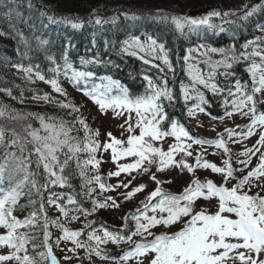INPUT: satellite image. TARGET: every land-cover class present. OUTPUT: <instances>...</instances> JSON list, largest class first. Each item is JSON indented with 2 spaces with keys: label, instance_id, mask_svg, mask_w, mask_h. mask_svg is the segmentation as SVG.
<instances>
[{
  "label": "snow or ice",
  "instance_id": "6c2138e0",
  "mask_svg": "<svg viewBox=\"0 0 264 264\" xmlns=\"http://www.w3.org/2000/svg\"><path fill=\"white\" fill-rule=\"evenodd\" d=\"M32 4L29 3V8ZM262 5H254L250 9L244 12V15L240 17L241 20H248L249 17L260 11ZM235 13H224V16L234 15ZM19 17V13H16ZM95 16L94 23L101 25L103 23L112 22L115 23L116 17L109 18L108 21L101 19L96 15L95 10L92 13ZM219 11H212L203 17L191 18V17H178L173 16L171 18L172 24L175 25L176 30L182 31L187 25L190 30H198L201 26L207 29H216L218 26L210 23V19L213 16H220ZM65 22H69L70 18H62ZM167 19V17H164ZM49 21H53V17H48ZM92 23L91 18L88 21ZM74 29H80L83 27L81 22H72L71 25ZM258 29L264 32V24L257 25ZM0 35H5L4 32H0ZM20 42L28 45V41L22 34H19ZM38 47L46 51V46L49 45V39H42L41 37H35ZM264 41V37H256L254 40H249L241 46L243 51L239 56L235 54V49H229L231 57L225 55V58L221 61L215 62L213 71L209 73L208 77L202 73L195 72L193 66L189 64L190 56H185V64L188 65L186 71L191 80L190 85L181 84L180 87V99L183 100L185 107L188 109L189 116H195L197 112L206 113L205 105H209V101L205 98L204 93L201 92L196 86L202 85L217 95L223 91L216 83L212 82L215 76V67L223 66L226 71L221 73L222 75L229 76L232 73L227 69L232 67L233 62L240 60L248 61L246 66V72L251 78V85L247 82H241L236 79L228 89V95L232 97L229 101L227 98L222 102V107L225 108V114L231 116L233 112H240L242 115L249 117L250 123L246 125L247 132L241 133V135L250 136L253 134L256 128H264V111H259L258 104H264V99L257 100L256 96L264 95V48L260 47V43ZM70 42L64 46L62 51L63 64H59L57 59L53 55H46V59L50 63L48 71L52 73L51 79H46L45 75L40 72L39 65L33 67L29 65L25 67L22 64L14 65L18 70H22L26 75L31 77L32 74L37 79L49 83L55 92L61 95H66L64 89L60 87L58 78L63 75L73 83L79 86L83 81L85 84L82 89L84 95L88 96L94 103L99 105L101 111H105L109 108L113 109L116 115H123L124 111H127L129 120L125 121L127 124V140L117 139L108 133L109 141L103 143L102 148L104 151L111 152V160L116 164L117 170L110 172V176L119 177L122 173L131 174L132 172L148 173L152 165L156 166L157 172H163L168 167H178L183 171L187 169L189 173L194 171V168L211 169L215 173L223 174L225 184L232 178L233 169L228 161H224L225 168L217 167L213 163H209L203 160L202 156L197 153L194 165L189 164L186 159H175L178 154H182L183 157H191L193 155L191 149L193 144L214 145L217 148H223L227 153L228 149L225 147V142L222 139L205 140L190 134V131L178 120L169 116L166 111L164 101L169 103L179 102L173 95V92L167 86L165 80L162 85H158L149 77L145 76L147 85L144 92L139 95L133 96L129 93V90L120 85L119 81L113 80L111 77H100L101 83H92V87L89 89L87 84L94 81L95 73L87 70H77L73 67V64L69 60ZM144 45L141 44L139 39L134 38L131 43L125 42V47L122 51L136 55L135 51L130 49L140 48L144 50ZM148 47L152 52L157 49L160 55L156 58L160 59L162 63L168 66L171 71V64L167 58V52L163 43H158L155 39H149ZM250 49V51H249ZM193 51L189 49V52ZM209 52H221L225 53L224 49H208ZM27 55V53H25ZM259 58L257 61L255 58ZM101 61L98 58L86 60L81 58V64H98ZM145 63L149 61L145 60ZM158 67L157 65H153ZM162 70V69H161ZM113 89L117 90V94L113 95ZM11 95V92L8 93ZM40 99V97H37ZM45 101H49L50 98L45 95L42 97ZM194 100L191 106H188V102ZM60 104L61 107L71 108L72 111L78 112V108L69 103H63L55 101ZM231 104L232 111H227L228 105ZM247 109V111H244ZM119 110V111H117ZM135 113L136 121L133 125L131 121V113ZM211 115V113H207ZM0 115H3V109L0 108ZM33 115V114H29ZM40 121V128H32L29 125L25 131L27 137L22 138L14 130L12 131V139L5 141V130L0 128V146L4 147V152L0 155V227L7 229L6 235H0V245H5L11 251L8 255H0V264L4 261H15L16 264H35L32 256L28 254L26 245L29 242V237L26 233H18L17 230L21 227H28L35 223V213L32 216L20 220L14 214V209L17 207L18 200L23 194V189L26 187L36 189L37 193L41 188H47L49 184L57 185L61 187L68 183V177L64 175L65 169L70 166L72 161H75L76 167L80 169V175L85 176L84 169L88 165H92L95 169L98 167L100 161L96 159V152L101 148L99 141L93 139L94 136L99 135L98 132L89 135V130L84 120L81 117H77L78 122L85 129L84 141L81 142L75 137L70 136V131L66 127L65 122H46L43 116L38 117ZM167 124V130L165 125ZM124 127V125H121ZM139 129V134H134V130ZM229 137H232L235 132L233 129H226ZM260 138L257 141V145L264 146V131L259 134ZM165 137H173L174 143L169 144L167 150H163L161 147H157L156 143L163 141ZM30 138V139H29ZM32 146V151L27 150V145ZM9 148L15 149L10 151ZM81 152L87 153V158L81 160L79 154ZM260 152L259 163L257 166L248 173L242 180L231 188L225 187L224 184L217 186L213 181L206 180L201 182L197 179H193L191 183L183 189L180 194H174L164 190L161 184L165 183L157 178L155 173L150 175L156 187L152 190L144 201H141L142 208L136 210L131 214V217L136 222L135 231L131 235L121 236L118 232L109 231L107 228H101L100 231L103 235H97L96 229H92L88 232V241L94 243L88 244L82 242L78 238L81 236L84 229L91 226L90 223L84 225V229L72 231L59 224L57 221H52L57 227H59L64 235L61 237L63 240H70L76 246L85 247L86 251H90L102 259L106 258L100 249L101 244H106L109 241L112 243H119L120 241L127 240L132 242V236H141L142 242H132L134 247L129 251L124 252L120 257V260L127 261L130 258L144 255L146 253H153V257L150 264H224V261L229 258V252L239 248H245L254 250L260 253L264 250V197L258 194L253 196L246 192H242L244 184L249 181L251 177H264V152H261L260 147L253 146L251 149H245L241 155L247 157L246 160L240 161L245 166L250 162L251 157ZM35 156V164L37 170L41 167L45 175V183L39 184L36 176L38 172H33L30 169V165L33 163L32 157ZM132 158L131 163H117L121 159ZM102 191H107L117 187L129 188L132 183L129 180L127 183H119L115 186L106 185L100 182V177H93ZM135 179V177H133ZM92 180H87V183H91ZM170 183L171 181H167ZM145 188V185L141 184L130 191L124 193L125 200L131 199L136 193L141 192ZM93 189L89 188L90 194ZM211 197H217L219 200L218 210L214 214H208L206 210L193 211V202L197 198L209 199ZM107 201H112L113 207H118L115 200L112 197H107L105 202H99L95 199L92 200V211L97 208L108 207ZM49 204H55L64 216L68 215V210L63 204L57 203L56 199H53L52 195L48 197ZM68 205H75L77 201L72 195L68 196ZM40 210L43 212L44 207L41 203ZM75 210L89 215L86 209L77 207ZM152 215H147L148 212ZM223 213L234 214L236 219H231ZM182 217L188 219L184 223V227L179 231L172 234L162 233L160 235H154L150 229L163 225L168 227L171 224L176 223ZM71 219H78L77 216H73ZM128 217H124L127 221ZM143 221V222H142ZM48 219L45 216L44 223V242L45 247L48 248L46 253H40L42 258H46L51 261V264H57L56 258L52 255L51 247L47 241L49 238V232L47 231ZM127 224L125 223V227ZM147 236H153L150 241L147 240ZM226 238H234L236 240H242L243 243H227ZM59 243V241H57ZM218 249H223L222 252L217 253ZM69 251H75V249H69ZM70 259V257H65ZM238 259L241 264H257L251 257H246L244 253H239ZM259 264H264V261H260Z\"/></svg>",
  "mask_w": 264,
  "mask_h": 264
},
{
  "label": "trees",
  "instance_id": "16d2710c",
  "mask_svg": "<svg viewBox=\"0 0 264 264\" xmlns=\"http://www.w3.org/2000/svg\"><path fill=\"white\" fill-rule=\"evenodd\" d=\"M24 1H36L35 6L42 12V19L49 22L48 17H53L51 24V30H64L69 33L71 38L66 41L62 40L59 34L50 38L49 45L46 46V51L38 47L37 42L33 39L31 34L25 36L28 41V45L20 42L18 35L12 33L9 29V24L1 16L5 12L0 8V32H4L5 35H0V63L8 68H15L14 65L22 64L25 67L32 65L35 67L39 65L40 72L45 75L46 79L52 78V73L48 71L51 66L46 59V55H53L57 59L59 64H63L62 51L64 46L70 42L69 60L73 64V67L77 70L93 71L95 73V79L87 84L90 89L93 82H98L100 76H108L112 79L119 81L120 85L127 88L129 93L133 96L142 94L147 85L145 76L152 79L158 85H162L167 81V86L173 92V95L179 102L168 104L164 101L165 108L169 116L173 119L185 124L183 114H186V108L182 99L178 94V87L181 86V78L186 76L185 72V56H191L192 53H197L204 57L207 62H210L206 55L209 57L221 56L225 58V55L231 57L229 49L234 48L235 54H240L243 49L241 46L249 40H254L259 36V29L257 25L264 24V1L263 0H207L205 6L218 5L222 8L224 13H235L234 15L218 16L216 20L211 19L210 23L217 25L216 29H207L201 26L198 30H190L186 25L182 31H178L175 25L172 24L171 18L174 14H182L173 10V6L176 2L181 4L188 3L189 0H24ZM195 1V0H193ZM262 5L260 11L248 18V20H241L240 17L244 15L247 9H250L254 5ZM191 7V6H189ZM195 8V7H193ZM9 9L15 10L13 6ZM95 10L96 15L101 19L108 21L111 17H116L115 23L107 22L101 25L94 23L95 16L92 15ZM64 17L70 18L69 22H65ZM167 17V19H164ZM93 21L89 23V19ZM123 20L131 23L130 32L120 36V25ZM72 22H81L83 27L80 29H74L71 25ZM76 31V32H75ZM146 37L148 39H155L158 43H163L167 52V58L171 64V71L168 66L164 65L162 61L156 57L160 55L159 50L150 52L149 55H130L122 51L123 42L130 37ZM260 45H264L261 42ZM207 48V49H205ZM224 49L225 53L209 52L208 49ZM189 49L193 51L189 52ZM250 50V49H249ZM27 53V55H25ZM157 54V55H155ZM239 56V55H238ZM91 60L98 58L101 62L98 64H81V58ZM147 60L149 63H145ZM189 62H194L191 58ZM249 62L240 60L233 62L232 67L227 69L232 73V78L239 79L241 82H247L249 84V76L246 72V66ZM157 65L158 67H154ZM162 69V70H161ZM226 70L222 66L217 68L216 72ZM105 71V75H98L96 73ZM23 71L9 72L4 75H0V108L3 109V115L18 116V121H12L6 123L2 118V126L5 130V141L11 140V135L14 130L22 138L27 137L25 129L31 125L32 128H40V121L38 117H41V108L45 105L49 107L50 112L53 114L49 122H65L68 124L70 119L69 115H75L81 117L84 122L87 123L85 117L81 116L79 112L72 111L71 108H62L60 112H56L57 108L54 107L52 102L55 103L54 98H50L49 101L42 99L47 93H43L39 86L35 88L28 87V81L23 77ZM220 76L217 75L214 81L219 83ZM234 80V81H235ZM46 83L45 81H43ZM59 84L77 86L70 83L67 78L61 75L58 78ZM50 85L49 83H46ZM250 85V84H249ZM51 86V85H50ZM80 89H84L85 84L80 82ZM11 92V95L8 93ZM48 92V91H47ZM43 93V95H42ZM40 97V99H37ZM50 102V103H49ZM194 100L189 101L188 105L192 104ZM67 103V102H66ZM72 104V103H71ZM75 105V104H73ZM76 106V105H75ZM79 108L78 106H76ZM259 111H264V104H258ZM224 108L209 109L212 113L221 112ZM33 115H29V114ZM44 117V115H42ZM167 126V124L165 125ZM88 127V125H87ZM93 126L91 128H95ZM20 129V130H19ZM84 127L79 123L70 131V136L77 135L78 140L81 141L79 136L85 134L83 132ZM74 133V134H73ZM91 133V132H90ZM73 134V135H71ZM30 139V138H29ZM10 151L15 149L9 148ZM27 150L32 151V146L27 145ZM4 152V147L0 146V155ZM84 154L81 152L79 158L84 160ZM33 163L30 165V169L33 172H38L36 179L39 184L45 183V175L43 168L37 170L35 164V156L32 157ZM257 166L259 160H255L253 164ZM91 165H88L84 171L85 176L80 175V169L76 167L75 161L70 163V166L65 169L64 175L68 177V183L61 187L59 184H49L47 188H41L37 193L36 189L26 187L23 189V194L18 200L17 207L14 209L13 214L20 220H24L33 213H35V223L28 227H21L17 230L18 233H26L28 235L29 242L26 245L28 254L33 257L35 264H49L48 259L42 258L40 253H46L48 248L45 247L44 242V223L45 216L48 219L47 231L55 232L61 230L52 221L59 220L50 211V208L56 206L55 204L48 203L49 195L53 196V199L57 200V203L64 205L63 197L72 195L77 201L74 206L77 208L86 209L88 213L93 214L92 193H88L87 179L90 176ZM234 170V169H233ZM240 181V178H237ZM41 203H43L44 211L40 210ZM125 223L118 229L122 232H128L136 227V222L132 219H127ZM60 224V223H59ZM93 224L107 225L104 221H101L99 217H95ZM95 225V226H96ZM90 227L84 229L79 239L87 240ZM50 237V235H49ZM48 245L51 248H55V241L48 239ZM108 252V251H107ZM117 252L108 253L105 259L110 258L112 260L117 258ZM86 264H121L118 261H105L102 263Z\"/></svg>",
  "mask_w": 264,
  "mask_h": 264
},
{
  "label": "rangeland",
  "instance_id": "374dc122",
  "mask_svg": "<svg viewBox=\"0 0 264 264\" xmlns=\"http://www.w3.org/2000/svg\"><path fill=\"white\" fill-rule=\"evenodd\" d=\"M207 0H189L188 3L181 4L179 2H176L175 5L172 7L174 11L179 10V13L182 14H174L171 15H179L180 17H183V14H185L188 10H194L199 7H204L205 2ZM191 6V7H189ZM195 7V8H193ZM185 17V16H184ZM141 44H143L144 50H141L140 48H134L136 51H140L142 54H145V51L149 50L148 47V41L145 40H139ZM131 43V42H130ZM257 61H259V58H255ZM218 60H214L213 64L208 68L210 70H207V68L202 66V57L199 58L198 62H195V65L193 66V69L195 72L202 73L205 78H207L208 71L212 70V67L215 66V62ZM198 66L201 67L202 71L200 72L198 70ZM208 66V64H207ZM189 85L191 84L188 82ZM201 92L204 93L205 98L209 101L210 106L217 107V105L225 100L227 98L229 101L232 100V97L228 95L227 90L223 91L217 95H213L211 91L204 88L202 85L196 86ZM223 89L222 87H220ZM114 91H117L116 89H113ZM69 95H72L71 92H68ZM257 99H264V95H257ZM71 100L77 99L80 103L82 101V104L84 103V106L87 110H84V112L88 113L91 118H94V122L97 124L101 130H103V133L105 135L101 136L103 141H109L108 133H111L113 137L117 139L127 140L128 132H127V124L125 121L129 120V113L127 111H124L123 115H116V113L113 111V109L109 108L105 111H101L99 108V105L87 100L82 95H76L74 94V97L70 98ZM87 104L88 106H86ZM91 106V107H90ZM119 111V110H117ZM244 111H247L245 109ZM18 116H10L7 115L5 117H1L0 120L2 121V118L4 122L11 123L12 121H18ZM136 121L135 113H131V123L134 125ZM189 122L194 127V129L203 136V139L205 140H215L217 138V135L219 137L227 136L229 135L226 129H233L235 132L234 138L227 141V145L225 144V147L228 149V152L226 153L223 148H217L216 146L212 145L211 147L203 148L200 145H192V153L193 155L191 157H183L182 154H178L175 159L179 160L181 158H184L187 160L189 164L194 165L196 163L195 157L196 154L199 153L203 160L215 164L217 167L225 168L226 165L224 164V161H228V163L232 162L235 163V169L233 170L232 176H237L239 178H244L247 173L251 170L252 167H248L246 169H241L240 172H237V162L243 161V158L245 156L241 155L245 151V149H251L253 146L257 147V141L259 140L260 132L264 131L263 128H256L252 135L245 136L241 135V133L247 132V127L250 123V119L247 116L242 115L240 112H235L231 116H226L222 120H211L210 118L206 117L204 114L197 112L195 116H189ZM2 122H0V127ZM121 125H124V127H121ZM242 125V128L240 129L241 132H236V128L240 127ZM20 130V129H19ZM134 134H139V129L134 130ZM172 137H165L163 141L157 142L156 146L161 147L163 150H167L168 145L172 144L174 140ZM261 152H264V147L260 146ZM260 152H257L256 155L252 156L251 159L253 160H259ZM238 158V159H237ZM100 161L97 168H93L91 165L90 169V180L92 182L89 184L91 189H93V193L100 196V198L97 200L99 202H105L107 197H112L113 200H115L118 207H113L112 201H107L108 207L105 208H97L96 209V215L99 217L105 218L109 223L113 225L123 224L122 218L126 215L128 216L129 213L136 211L139 208H142L141 201H144L148 194L155 189L156 184L155 182L150 179V175L152 173H155L156 176H158V179L165 181V183L161 184V187L164 190H170L172 192L180 194L185 187H187L191 181L193 180L194 174L197 175V180L201 181L202 183L206 180L213 181L217 186L221 185L224 182L223 174L221 173H215L211 169H205V168H194V171L192 173H189L187 169H184L181 171L178 167H168L163 172H157L156 166L152 165L150 168V171L148 173H137L132 172L130 175L126 173H122L119 177L116 176H110V172H115L117 170L116 164H114L111 160V152L109 151H102L101 157L98 159ZM132 158H124L118 161L117 163H131ZM242 166L241 168H243ZM99 176L100 182L105 183L106 185H117L121 182L127 183L129 180L132 181V183L129 185V188L125 189L124 187H117L113 188L107 191H102L99 187V184L92 179L93 177ZM135 177V179H133ZM167 181H171L168 183ZM145 185V188L141 191L136 193L131 199L125 200L124 193L130 191L132 188H135L139 185ZM234 184V183H233ZM231 178L227 181V183L224 185L225 187L231 188L233 186ZM232 185V186H231ZM242 192H246L249 195H252L257 193L259 195H262L264 197V177H254V180H251L248 185L244 187V189H241ZM219 205V200L217 197H211L209 199L204 198H197L193 202V211L197 212L200 210H206L207 213H212ZM131 211V212H130ZM147 215L151 216L152 213L149 211ZM59 221L60 224L63 225L65 228H68L72 231L81 230L84 229V225L86 223H91V219L93 216H86V217H78V219L73 220L71 219L74 214L68 213L67 216H64L61 214V212H58ZM187 217H182L179 221H177L174 224L169 225L168 227H164L163 225H157L150 229V231L154 235H160L166 231L168 233L179 231L181 228H183L185 221L187 220ZM143 222V221H142ZM0 230V235H6L7 232H3V228ZM64 234V233H63ZM97 235H103V232L100 230H97ZM146 238H151L153 236H147L145 233ZM141 238V236H139ZM151 240V239H147ZM140 241V239L137 238V236L132 238V242ZM88 244H92L94 242L83 241ZM132 242L127 241L125 244L121 242L122 245H131ZM227 243H243V241L231 239L228 240ZM112 242L109 241L106 244H101L99 247H106L111 246ZM69 249H75V251H69ZM223 249H221L219 252H222ZM9 249L5 247V245H0V255L4 253V255H8ZM217 253V254H218ZM239 253H244L246 257H251L252 260H255L257 264H259L260 261H264V250H262L260 253L255 252L254 250H249L245 248H239L235 249L229 252V258L224 261V264H241V261L238 259ZM57 260L58 264H86L88 262H99L98 256L91 255L88 251L85 250V247H79L76 248V246L72 243L70 240H64L59 241L58 245V252L57 254H52ZM153 253H146L139 258H130L127 261H124L125 264H150V261L153 257ZM65 257H70V259H65ZM51 262V261H50ZM3 264H11L10 262L4 261Z\"/></svg>",
  "mask_w": 264,
  "mask_h": 264
}]
</instances>
